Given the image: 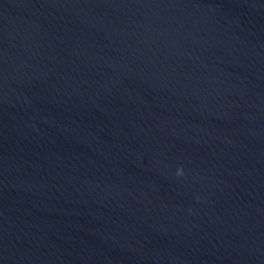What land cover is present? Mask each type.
Masks as SVG:
<instances>
[{
  "label": "water",
  "instance_id": "water-1",
  "mask_svg": "<svg viewBox=\"0 0 264 264\" xmlns=\"http://www.w3.org/2000/svg\"><path fill=\"white\" fill-rule=\"evenodd\" d=\"M0 264H264V0H0Z\"/></svg>",
  "mask_w": 264,
  "mask_h": 264
},
{
  "label": "clouds",
  "instance_id": "clouds-1",
  "mask_svg": "<svg viewBox=\"0 0 264 264\" xmlns=\"http://www.w3.org/2000/svg\"><path fill=\"white\" fill-rule=\"evenodd\" d=\"M179 174H183V169L180 170V173Z\"/></svg>",
  "mask_w": 264,
  "mask_h": 264
}]
</instances>
